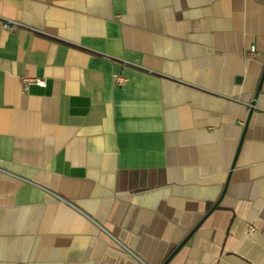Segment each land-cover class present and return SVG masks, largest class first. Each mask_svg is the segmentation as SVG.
<instances>
[{
    "label": "crops",
    "instance_id": "1",
    "mask_svg": "<svg viewBox=\"0 0 264 264\" xmlns=\"http://www.w3.org/2000/svg\"><path fill=\"white\" fill-rule=\"evenodd\" d=\"M0 264H264V0H0Z\"/></svg>",
    "mask_w": 264,
    "mask_h": 264
},
{
    "label": "built area",
    "instance_id": "2",
    "mask_svg": "<svg viewBox=\"0 0 264 264\" xmlns=\"http://www.w3.org/2000/svg\"><path fill=\"white\" fill-rule=\"evenodd\" d=\"M254 52H255V48L251 47L249 52L247 53V56L249 58H252ZM114 80H115V83L117 85H123L125 83V81H126L125 78L120 77V76L115 77ZM20 82H21V87H22L23 92H26L30 86H37V87H40V88H45L46 87L45 80L38 79V78L21 77L20 78ZM253 230H254V228L252 226L249 227V231L250 232H252Z\"/></svg>",
    "mask_w": 264,
    "mask_h": 264
},
{
    "label": "water",
    "instance_id": "3",
    "mask_svg": "<svg viewBox=\"0 0 264 264\" xmlns=\"http://www.w3.org/2000/svg\"><path fill=\"white\" fill-rule=\"evenodd\" d=\"M254 104H252V106H253ZM215 207H216V204L207 212V214L204 216V218L205 217H207L214 209H215ZM204 218L197 224V226H195V228L188 234V236H186V238L181 242V244L174 250V252L171 254V256L170 257H172L173 255H174V253L183 245V244H185L187 241H188V239L191 237V235L197 230V228L200 226V224L202 223V221L204 220ZM170 257L168 258V259H170ZM167 259V260H168Z\"/></svg>",
    "mask_w": 264,
    "mask_h": 264
}]
</instances>
